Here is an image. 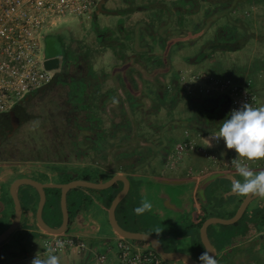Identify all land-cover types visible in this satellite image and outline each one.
<instances>
[{"label": "flooded vegetation", "instance_id": "af4514ba", "mask_svg": "<svg viewBox=\"0 0 264 264\" xmlns=\"http://www.w3.org/2000/svg\"><path fill=\"white\" fill-rule=\"evenodd\" d=\"M145 1L144 4H131L124 9L103 12L117 16L115 25L119 38L112 36L110 23L99 26L96 20L87 29L89 34L94 33V43L83 41L62 46L46 37L45 53L56 54L60 68L54 70L49 82L30 92L7 114L0 115V167L9 169V173L1 179V199L7 197L14 203L11 185L19 178L42 182L45 184L42 187L45 192L42 217L50 222L51 218H47L49 214L54 219H63L60 184L101 182L120 172H153L159 157L165 164L169 163L172 150H166L164 132L167 122L172 121L168 111L179 97L184 70L172 73L170 69H165L167 58L163 52L160 63L147 62L138 52L146 51L149 58L155 54L156 45L163 48L168 34L172 32L167 25H163V19L155 21L151 8L161 6L167 17L175 18L174 23L182 35L190 26L194 29L199 27L200 22H193L191 16L199 13L201 6L198 7L197 0H178L173 6L152 5ZM182 2L189 3L190 7ZM207 2L213 4V9L204 7L201 10V22L205 27L215 29L205 43L214 48L222 45L223 48L238 50L235 34L225 30V27L221 28L218 23L220 9L225 12L224 18L232 20L233 1ZM139 12L147 13V22H128L132 14ZM154 16L156 19L159 17L158 14ZM156 24L159 25L155 26V33L153 27ZM161 27L165 32L163 36L160 34ZM200 51L201 55L204 54L202 59L208 57L202 48ZM113 58L118 60L122 69L118 84L106 86L100 76L112 66L109 61ZM188 59L194 63L200 60L198 57ZM162 64L164 70L157 71L156 66ZM200 99L205 116L200 115L203 111H194L201 117L195 123L196 129L193 126L185 128L192 134L203 133L201 131L219 124L230 113L229 103L220 94ZM150 115L154 118L158 115L157 127ZM126 176L131 187L132 176ZM123 185L124 182L117 179L111 186L102 189L80 184L71 187L66 193L69 221L85 212L84 206L91 202L94 190H100L101 194L113 193L112 201ZM17 192L21 205L35 201L39 206L41 195L36 186L21 183ZM130 193L129 188L125 197Z\"/></svg>", "mask_w": 264, "mask_h": 264}, {"label": "crops", "instance_id": "0c3cea01", "mask_svg": "<svg viewBox=\"0 0 264 264\" xmlns=\"http://www.w3.org/2000/svg\"><path fill=\"white\" fill-rule=\"evenodd\" d=\"M164 15L163 9H161V12L158 13V20L162 19ZM109 62L112 63V66L107 68V71L101 74L100 78L103 85L113 86L118 84L122 68L116 58L111 59ZM257 94L260 97L261 105L264 104V93L258 92ZM201 132H204V130ZM202 143L204 142L202 141ZM215 145L216 142L210 140L209 144L205 146L213 149L212 147ZM192 151L193 149L184 151L182 157L186 152H189L188 156H200L196 153L197 151L195 154H192ZM215 153L219 158L218 161L220 160L216 162L217 164L213 161L201 162V160L191 162L190 168L196 171L189 175H169L144 170L132 173L120 172L121 174L132 176L130 190L136 194L138 204H140L142 198L151 201L153 207L148 211L149 213L158 216L161 221L166 223L173 222V224L181 225V227L184 225L191 226V229L187 228L186 230L184 227L181 229V232L177 235L175 245L177 247L176 250L187 252L193 257L199 255V249L196 246L198 236L203 245L200 228L197 225L198 222L203 223L206 218L211 216L231 217L246 196L232 192L231 180L239 178L235 176V173L238 172L232 161L228 162V159L233 154L238 158L243 157H239L236 152L232 151L222 161L219 152L215 151ZM182 157L171 163L176 166L175 168L184 170L187 168V163L183 162ZM221 161L222 163H220ZM248 161L250 162L248 167L253 171L264 170V158ZM206 168L209 169L205 170ZM8 170L6 167H0V184L1 179L5 178V174L9 173ZM215 173H218V175L205 184L204 194L201 195L200 187L202 182ZM92 194L91 202L84 206L86 208L85 212L70 220L67 229L63 232L84 239L87 247L82 250H66L58 254L60 264H99L97 256L101 252H107V260L103 264H120L117 245L116 249L111 246L112 240H115L117 244L119 234L114 231L109 223L108 213L112 202L110 194L109 192L101 194L100 190H94ZM10 201L5 197L0 198V233L10 225L14 218V203L12 202L13 205H11ZM22 209V217L18 227L5 241L0 243V264H9L26 253L35 255L41 252L43 255L40 259H44L48 255L44 251L43 241L47 235L52 233L47 232L38 223L37 202L30 201L27 204H22ZM246 210L248 214L244 217L242 216L241 222L238 221V225L232 224L236 225L237 233L232 232L228 228L231 225L212 224L209 226L208 235L213 243L217 262L226 248L258 236L264 237V197L258 195L250 202ZM49 217L51 219L47 223L54 227L60 226L62 222L60 217H55L54 219L50 214ZM59 221L60 224L55 226ZM197 228H199V233ZM152 234L156 235L155 233ZM171 261L174 264H187L178 259H172Z\"/></svg>", "mask_w": 264, "mask_h": 264}, {"label": "rangeland", "instance_id": "374dc122", "mask_svg": "<svg viewBox=\"0 0 264 264\" xmlns=\"http://www.w3.org/2000/svg\"><path fill=\"white\" fill-rule=\"evenodd\" d=\"M232 1V8H234V11L232 10L233 12L231 14L232 20L229 21L227 18H224L223 15L225 12L220 9L219 14L221 17H219L218 23L220 24L219 26H221V28L225 27V30L229 29L235 34V38L238 40L236 44L238 46V50L223 48L222 45H214V48L211 45L205 43L206 38L213 36L215 28L213 29L210 26L205 27V25L202 24L201 20L203 15L201 10L204 9V7L212 10L213 4L211 2H207V0H197L198 7L201 6V10L199 13L191 16L193 19L191 20L195 23L200 22L198 28L194 29L193 26H190L187 33L184 32L181 35L179 34L178 28L174 23V20L176 19L167 17L164 12L165 15L162 16V19L165 23L163 25H167L172 32L168 34V40H165L163 48L161 49L156 45L154 47L155 54L151 55L149 58L146 51L138 52V55H140L143 60L145 59L147 62L153 63H160L163 52L167 58L165 65L167 68H165L163 64L160 67L157 65V71L159 69L164 70V68L167 70L170 69L172 73L179 69L184 70L183 73L185 74L186 81H183V84H181L182 86H180L179 97L173 104V107L168 111L169 119L172 121L167 122L168 127L164 132L166 134L167 151L172 149L175 151L177 143L182 140L185 135V128L187 126H193V128H195L194 126L196 121H199L201 116H205L202 104L195 102L192 98H207L208 96L214 95V93L208 94L203 91L201 92L197 88V84L194 82V80L190 79V75L192 73L197 71L208 72L213 76L229 78L241 85H248L256 93H264V0ZM144 2L146 1L133 0L130 2V0H106L103 4V7L105 10L111 11L115 10L116 8L124 9V7L131 4H144ZM147 2H150L152 5L160 4L163 6H173L178 2V0H147ZM182 3L187 7H190L189 3ZM150 12L151 15L153 14L152 16L155 18V21H158L154 15L161 12V6L151 8ZM95 20L99 26H102L107 22L110 23L109 27L112 36L115 38L120 37L119 31L115 25L117 16L113 13H97V11H95L93 15H67L46 29V37L54 39L62 46L70 44L72 45L83 41H91V43H94L92 41L94 39V33L89 34L87 29ZM133 20H144V22H147L148 15L146 12L135 13L131 15V18L128 20V22H133ZM159 24H156L153 27V31L155 33V28ZM160 34L162 36L165 35L163 27L160 28ZM235 43L236 42H234V44ZM200 48L203 49L204 53L208 54L207 58L202 59L204 54L201 55ZM45 52L46 40L44 41L43 46L44 56ZM189 57H198L200 60L194 63L188 59ZM150 58H152V60H149ZM201 84L205 85L206 82L201 81ZM262 106H264V104H262ZM196 110L203 111L200 114L201 116L199 115L200 117L194 114V111ZM162 114L163 110H161L160 116H162ZM143 115L145 116V113ZM150 117L152 118V122L155 123L157 127L159 122L157 118L158 115H156L155 118L152 115H150ZM170 123L171 125L169 126ZM220 124L221 123L209 127L206 130L211 133L218 132ZM156 138H158V133ZM160 142L163 141L160 140ZM212 148V150L219 152L222 161L225 160V156L229 152H236L234 148L229 149L226 147L222 137L219 138V141L216 142V145ZM196 151L197 150L193 149L192 154H195ZM196 153L200 156H188L189 152L183 154L182 160L183 162L187 163V168L184 170L181 168H175L176 166L172 165L171 159L169 160V163L165 164V162L162 161V158L159 157L152 171L157 173H166L169 175H189L190 173H194V171H196L195 169L190 168L191 162H197L199 160H201V162H212L209 157L204 156L198 151ZM222 161L220 163H222ZM235 176L240 179L238 173H235ZM7 194L8 190L6 186V196ZM8 199L11 200L10 198ZM10 203L13 205L12 201H10ZM47 218H49L48 215ZM228 228L231 229L232 232L237 233L236 225H232ZM116 245V241L112 240L111 246L116 249ZM218 264H264V237L261 238L258 236L248 241L226 248V250H224L220 255Z\"/></svg>", "mask_w": 264, "mask_h": 264}, {"label": "built area", "instance_id": "2783aa9c", "mask_svg": "<svg viewBox=\"0 0 264 264\" xmlns=\"http://www.w3.org/2000/svg\"><path fill=\"white\" fill-rule=\"evenodd\" d=\"M100 0H0V114L8 112L30 92L49 82L55 69L45 67L46 58L43 46L46 29L70 14L93 15ZM185 74L182 80H185ZM197 88L208 94H225L229 98V112L247 102L253 107H261L260 97L248 85H241L229 78L213 76L208 72L197 71L190 75ZM201 81L206 84L202 85ZM218 142L219 138L212 133L192 134L185 131L175 151L171 152V162L182 157V153L195 149L213 162H218L215 151L206 147L209 141ZM202 141L204 143H202ZM234 159L245 161L234 154ZM247 165L250 162L245 161ZM206 168L205 170H208ZM63 242L55 254L66 250H82L87 247L84 239L67 233L49 234L44 238V251L48 254L49 246L55 247V241ZM118 258L120 264H174L163 258L149 243L118 236ZM42 253H26L9 264H31L36 256ZM99 264L107 260V252L98 256Z\"/></svg>", "mask_w": 264, "mask_h": 264}, {"label": "water", "instance_id": "95a60500", "mask_svg": "<svg viewBox=\"0 0 264 264\" xmlns=\"http://www.w3.org/2000/svg\"><path fill=\"white\" fill-rule=\"evenodd\" d=\"M106 0H100L97 8V13L100 12H105V8L103 7V4ZM45 67L48 69H55L58 70L60 68L59 65V57L56 54L51 53L50 51H47L46 53V58L44 61ZM201 101L203 98L200 99ZM2 114H7L2 113ZM1 115V114H0ZM218 173L212 174L208 176L201 184V189H200V194L203 195L204 193V186L207 182H209L211 179H214ZM117 179H121L124 182L123 188L115 195L113 198L110 207H109V223L114 229V231L119 234L122 237L133 239V240H143L148 242L163 258L167 260H172V259H178L182 260L187 264H200L199 259L194 258L191 256L189 253L181 251V250H166L161 242V240L154 234L145 232V231H134V230H129L127 228H124L117 220L116 217V208L120 201L126 196L129 188H130V180L126 175L123 174H116L112 178L106 181H101V182H95V181H88V182H78V181H73L70 183L66 184H60L62 188V200H61V207L63 211V219L58 227H54L47 223L43 217H42V209L44 206V196L45 192L43 190V186L45 185L42 182H39L37 180H34L32 178H19L15 180L12 185H11V193L14 198V203H15V214L12 222L10 225L4 229L0 233V243L5 241L18 227L21 217H22V205L19 200L18 192H17V187L21 183H29L34 186H36L40 190V195H41V201L38 206V212H37V220L39 225L44 228L47 232L52 233V234H60L63 233L69 224V216H68V211H67V206H66V193L71 187H75L78 184L82 186H86L89 188H94V189H102V188H107L113 184V182ZM258 195H246L241 204L239 205L237 211L235 212L234 215H232L229 218H222V217H217V216H211L208 217L204 220L200 227V235H201V240L203 244H206L209 251L215 254V249L213 246V243L211 242L209 235H208V228L212 224H220L221 226L224 225H232L237 223L238 221L241 222L242 216L250 204V202L255 199ZM211 254V253H210Z\"/></svg>", "mask_w": 264, "mask_h": 264}, {"label": "clouds", "instance_id": "9594fccd", "mask_svg": "<svg viewBox=\"0 0 264 264\" xmlns=\"http://www.w3.org/2000/svg\"><path fill=\"white\" fill-rule=\"evenodd\" d=\"M212 136L222 137L226 147L234 148L237 155L245 158V161L264 158V106L253 107L245 102L241 107L232 109L222 120L218 132H213ZM245 161L240 159L232 161L240 176V179L231 180L232 192L264 197V170L255 172ZM152 207L151 201L142 198L133 211L141 215ZM203 246L206 250L199 256L200 264H218L215 254L209 251L206 244ZM62 247V241H55V247H48L46 258L40 259L37 255L31 264H60L58 255L55 253Z\"/></svg>", "mask_w": 264, "mask_h": 264}, {"label": "trees", "instance_id": "16d2710c", "mask_svg": "<svg viewBox=\"0 0 264 264\" xmlns=\"http://www.w3.org/2000/svg\"><path fill=\"white\" fill-rule=\"evenodd\" d=\"M242 1H245V0H242ZM220 95H221L222 99L226 100V102L229 103L228 96H226L225 94H220ZM192 99L195 102L199 103L198 97H193ZM192 99H190V100H192ZM203 100H206V99L203 98ZM199 104H201V103H199ZM203 133H209V132L206 130ZM112 195H113V193L110 194V198ZM109 202H110V200H109ZM137 205H139V204H138V199L136 197V194L130 193L127 197H125L118 204V206L116 208V215H117V219H118L119 223L124 228H127L129 230L145 231V232L155 233L159 237V239L161 240V242H162V244L166 250H176L177 247L175 244H176L177 235L181 232V229L183 227H184V229L185 228L187 229V228H191V226L190 225H184L183 227H181V225L179 226L177 224H173V222L172 223L163 222L159 219L158 216L151 214L148 211L144 212L141 215H137L133 211V209ZM247 214H248V211L246 210L245 213L243 214V217L246 216ZM59 224H60V221L57 224H55V226H58ZM201 224H202V222H200V223L198 222L197 225L199 228H200ZM235 224L238 225L239 222H237ZM199 228H197L198 233H199ZM137 241L147 243L146 241H143V240H137ZM196 243H197L196 246L199 249V251H198L199 255L194 256V257L199 259V256L201 255V253H203L206 249L201 244L199 236H198V241Z\"/></svg>", "mask_w": 264, "mask_h": 264}]
</instances>
